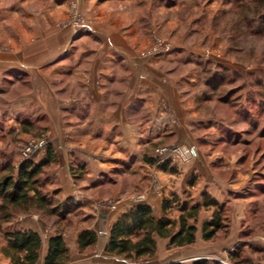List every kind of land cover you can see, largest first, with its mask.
Wrapping results in <instances>:
<instances>
[{
  "label": "crops",
  "instance_id": "1",
  "mask_svg": "<svg viewBox=\"0 0 264 264\" xmlns=\"http://www.w3.org/2000/svg\"><path fill=\"white\" fill-rule=\"evenodd\" d=\"M77 1L92 24L91 32L78 37L75 27L59 25L71 0H35V9H25L21 0H0V82L10 83L11 93H27L17 94L13 105L22 111L19 121L45 120L48 143L58 158L47 170V192L59 191L61 199L74 202L77 197L83 224L98 234L96 248L86 253L76 248L80 228L65 235L71 255L65 264H193L201 258L233 264L229 252L239 245H249L245 256L264 264V179L242 151L228 155L220 148L228 142L216 136L217 127H228L229 121L201 115V93H183L174 54L164 49L144 54L149 44L145 34L141 37L144 15L97 0ZM23 82L31 83L30 91L18 92ZM156 142L189 146L193 156L172 160L176 170H164L145 160L156 156ZM72 164L85 166L79 184L72 178ZM205 193L225 204L230 217L226 235L221 231L215 240H205L203 227L213 210L202 208L190 220L197 228L194 244L169 248L170 238L156 233L152 257L130 261L105 250L112 226L135 205H150L156 219H178V205L201 203ZM110 197L117 199L114 207L96 209ZM165 199L171 200L166 210ZM16 228L40 233L37 264H44L55 228L37 214ZM0 260L13 264L2 252Z\"/></svg>",
  "mask_w": 264,
  "mask_h": 264
},
{
  "label": "rangeland",
  "instance_id": "2",
  "mask_svg": "<svg viewBox=\"0 0 264 264\" xmlns=\"http://www.w3.org/2000/svg\"><path fill=\"white\" fill-rule=\"evenodd\" d=\"M21 1H24L25 9H35V0ZM240 1L97 0L101 4L112 5L113 8L126 7L135 10L136 17L144 15L141 21L145 25V33H142L141 37L145 34L146 42L149 43L144 54L159 53L161 49L170 55L174 54V68L181 74L180 85L183 93H201L199 97L204 93H214L216 99L231 94V104L219 100L204 103L200 105V113L210 114L223 123L229 121L228 125H233L232 137L241 133L243 139H254L249 146L221 144L220 148L228 155L242 151L246 163L252 164L259 173H264V136H259L260 131L264 129V32H258V28H247L242 20L241 8L237 7ZM67 9L68 16L61 19L59 25L75 27L77 37L91 32V20L83 13L80 1L71 0ZM250 16L252 17V14ZM215 76L223 79H219L221 82L214 87L211 81ZM17 85L18 92L31 90L30 82ZM11 88L10 83L0 82V164L12 150L16 163L28 158L42 159L46 155L48 144L47 131L44 129L45 120L36 119V128L34 122L31 133L23 132L21 121L18 120L21 118L18 115L20 110H16L13 105L19 100L17 94L27 93H11ZM27 110L30 111V107ZM206 122L209 121L200 122L201 133H205L203 126ZM233 122L237 124L234 125ZM251 122H258L259 128H253ZM245 130L247 132H241ZM226 133L227 127H217L216 136L223 137ZM43 176L46 177L47 172ZM116 200L113 197L104 198L101 204L95 205L96 209L104 205L114 207ZM77 211L79 215L83 212ZM97 213H100V210ZM35 214L58 232L53 222H60V218H46L36 211L28 214L15 213L10 221L0 220V247L4 242L3 231L15 229L17 224ZM75 228L79 226L68 227L65 235L74 232ZM67 239L71 245V238ZM0 264L7 263L0 260ZM250 264L255 263L251 260Z\"/></svg>",
  "mask_w": 264,
  "mask_h": 264
},
{
  "label": "trees",
  "instance_id": "3",
  "mask_svg": "<svg viewBox=\"0 0 264 264\" xmlns=\"http://www.w3.org/2000/svg\"><path fill=\"white\" fill-rule=\"evenodd\" d=\"M237 7L241 8L242 20L246 23L248 29L256 30L258 28V32H264V0H241ZM251 14L252 17L250 16ZM219 79L217 76L213 77L211 83L214 87L218 86V83L223 78ZM230 95L220 96V98L216 99L214 93H204L201 97H198V105L218 100L219 102L231 104ZM34 122L36 128V121H21L22 131L31 133ZM236 124L234 123V125ZM251 124L255 129L260 126L258 122H251ZM232 127V124L228 125L227 135L222 137L223 142L227 141L229 146H241V144L249 146L254 142V139H243L241 133L237 137H232ZM44 129L46 128L44 127ZM241 132H247V130ZM260 135L264 136V129L260 131ZM163 145L172 144L156 142L154 149ZM12 151L8 153L9 155H7L5 161L0 164V220L3 222L10 221L15 213L28 214L33 211L41 212L46 218L57 217L62 219L60 222L56 220L53 222L57 226L58 232L49 239L44 264H65L70 260V249L64 236L67 228L74 225L76 227L79 226L81 229L77 238L78 250L82 253L93 250L98 242V234L88 228V226L81 225L83 221L79 218V212L77 211L79 204L75 203L72 197L61 199L59 191L54 193L47 192L50 178L43 175L46 174L49 168L55 166L58 161L53 146L49 143L47 144V152L44 158H28L21 160L19 163H16ZM145 158L150 164L157 165L164 170H176V165L172 164L171 159L161 160L157 156H146ZM85 173L84 165H71L72 178L76 184L81 182ZM259 174L264 179V173ZM170 203L171 200L165 199V210L170 207ZM202 208L213 210V218L206 222L203 227L205 240H215L221 231L226 235L230 228V217L228 216L227 208L225 204H221L210 194L205 193L201 203L195 204L192 201L185 200L178 205V219L168 217L156 219L152 215L150 205L142 203L135 205L120 216L112 226L105 250L110 254L121 256L130 261L152 257L157 251L156 233L162 237L170 238L169 248L194 244L197 228L194 223H190V220L196 219ZM177 223L180 226L178 230L176 229ZM2 234L4 242L0 247V251L13 264H37L43 243L38 231L31 228H16L5 230ZM246 249H249V245L248 247L239 245L231 250L229 252V261L233 264H250L251 259L245 256ZM250 249L253 252L256 250L251 247ZM170 264L186 263L174 262ZM193 264L225 263L219 260L201 258L194 260Z\"/></svg>",
  "mask_w": 264,
  "mask_h": 264
},
{
  "label": "built area",
  "instance_id": "4",
  "mask_svg": "<svg viewBox=\"0 0 264 264\" xmlns=\"http://www.w3.org/2000/svg\"><path fill=\"white\" fill-rule=\"evenodd\" d=\"M155 153L161 160L188 161L193 156V149L186 145L172 144L157 147Z\"/></svg>",
  "mask_w": 264,
  "mask_h": 264
}]
</instances>
